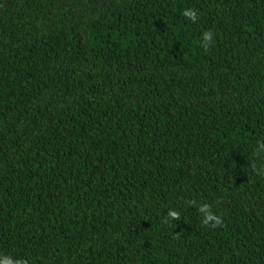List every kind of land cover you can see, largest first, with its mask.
I'll use <instances>...</instances> for the list:
<instances>
[{
    "label": "trees",
    "instance_id": "trees-1",
    "mask_svg": "<svg viewBox=\"0 0 264 264\" xmlns=\"http://www.w3.org/2000/svg\"><path fill=\"white\" fill-rule=\"evenodd\" d=\"M260 142L264 0H0V255L264 264Z\"/></svg>",
    "mask_w": 264,
    "mask_h": 264
},
{
    "label": "clouds",
    "instance_id": "clouds-1",
    "mask_svg": "<svg viewBox=\"0 0 264 264\" xmlns=\"http://www.w3.org/2000/svg\"><path fill=\"white\" fill-rule=\"evenodd\" d=\"M182 15L185 18L192 20L193 22L196 20V12L193 9H184ZM212 38L213 33H211L210 31H205L202 34L201 40L205 48L210 46V44L212 43ZM258 150L264 151V142H260L258 144ZM200 211L203 213L202 223L204 225H208L210 221L215 222L213 226L220 223V219L215 216L211 211H209V207L207 205L202 207ZM179 215L180 214L177 211L171 209L167 213V216L171 219H178ZM0 264H27V261L21 259H14L13 257L7 255H0Z\"/></svg>",
    "mask_w": 264,
    "mask_h": 264
}]
</instances>
